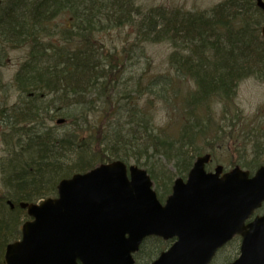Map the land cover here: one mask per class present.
I'll use <instances>...</instances> for the list:
<instances>
[{"label":"trees","instance_id":"obj_1","mask_svg":"<svg viewBox=\"0 0 264 264\" xmlns=\"http://www.w3.org/2000/svg\"><path fill=\"white\" fill-rule=\"evenodd\" d=\"M263 24L255 0H221L203 11L143 0H0V50H24L15 80L20 95L33 93L15 110L0 109V132L15 147L17 132L25 138L0 163V255L20 237L27 218L20 202L56 196L62 178L98 164L121 159L146 167L160 198L198 155L229 150L233 139L242 138L239 152L252 143V153L231 165L254 172L264 164V130L234 107L243 80H264ZM125 27L135 32L130 46L108 49L104 36ZM147 42L171 46L169 72H128ZM186 82L194 87L184 90ZM215 101L222 102L219 119ZM173 107L181 118L176 135L155 121L156 110Z\"/></svg>","mask_w":264,"mask_h":264},{"label":"water","instance_id":"obj_2","mask_svg":"<svg viewBox=\"0 0 264 264\" xmlns=\"http://www.w3.org/2000/svg\"><path fill=\"white\" fill-rule=\"evenodd\" d=\"M257 5L264 10V0ZM210 159L198 156L165 204L146 170L130 166L128 176L120 160L62 179L57 197L20 203L33 220L7 246L6 264H134L150 235L177 237L151 264H209L236 234L240 256L230 264H264V215L246 223L264 202V166L222 175L221 165L206 170Z\"/></svg>","mask_w":264,"mask_h":264},{"label":"rangeland","instance_id":"obj_3","mask_svg":"<svg viewBox=\"0 0 264 264\" xmlns=\"http://www.w3.org/2000/svg\"><path fill=\"white\" fill-rule=\"evenodd\" d=\"M221 0H143V4L149 5H164L167 7H183L186 10H208ZM59 22H67L66 17L60 15L57 19ZM135 32L130 28H124L122 31L113 30L109 35L104 36V43L108 44L107 48L114 46L121 48L123 45L130 46L134 38ZM129 38L128 41L126 38ZM172 48L168 43H143L136 49L134 58L128 63V72L140 74L146 71V76L153 77L156 75L169 72L168 57ZM24 60V50L22 48L12 50H0V109L6 108V111L15 110V106H20L21 95L17 89V81L15 80L19 70V64ZM194 87L191 82L184 84V90ZM32 93V92H30ZM28 94V93H27ZM26 94V95H27ZM26 97V96H25ZM214 105L217 109L218 119L219 112L222 108V102L215 101ZM234 107L242 111V115L253 122L258 123V127L264 130V80H259L254 77H249L243 80L237 90V95L234 100ZM173 112L170 110L158 109L155 111L156 126L160 130H165L169 134L176 135L180 128L181 118L179 117V110L173 107ZM58 119V118H57ZM50 124H55L50 121ZM241 125V124H240ZM257 132H252V134ZM264 134V132H262ZM17 135H22L20 141L15 147L14 142L9 140L11 137L6 133L0 132V163L5 160L13 158L15 153H19L18 147L24 141V136L21 132ZM230 149H218L213 154L212 162L208 165V170H213L218 164H221L225 170L232 168L231 164L241 162L244 159L251 157V145L246 146L245 151L239 152L240 147H244L242 138L233 139L230 142ZM237 146H236V145ZM235 145V147H234ZM163 164V161H159ZM157 163L158 170H166L172 172L175 170L172 166L167 167L165 164ZM150 165V164H149ZM155 168V169H157ZM168 168V169H167ZM154 169V171H155ZM173 173V172H172ZM2 165H0V192L4 190V183L2 178ZM162 188V184H161ZM264 213V211H260ZM157 241L155 239H148L142 246L141 251L136 255L137 264H148L151 260L156 258L160 251L155 252ZM239 254V245L237 243L230 244L223 248L211 264H227L234 260ZM3 255H0V260Z\"/></svg>","mask_w":264,"mask_h":264},{"label":"flooded vegetation","instance_id":"obj_4","mask_svg":"<svg viewBox=\"0 0 264 264\" xmlns=\"http://www.w3.org/2000/svg\"><path fill=\"white\" fill-rule=\"evenodd\" d=\"M11 208H13V206L11 205Z\"/></svg>","mask_w":264,"mask_h":264}]
</instances>
